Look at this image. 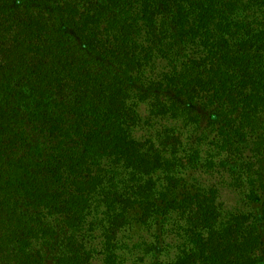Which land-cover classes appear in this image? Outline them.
Segmentation results:
<instances>
[{"label":"trees","instance_id":"trees-1","mask_svg":"<svg viewBox=\"0 0 264 264\" xmlns=\"http://www.w3.org/2000/svg\"><path fill=\"white\" fill-rule=\"evenodd\" d=\"M0 264H264V0H0Z\"/></svg>","mask_w":264,"mask_h":264}]
</instances>
